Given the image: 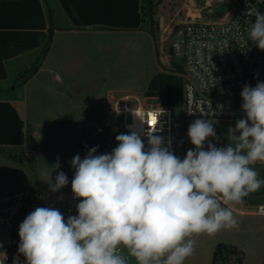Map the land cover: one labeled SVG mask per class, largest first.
I'll return each mask as SVG.
<instances>
[{
	"label": "clouds",
	"instance_id": "1",
	"mask_svg": "<svg viewBox=\"0 0 264 264\" xmlns=\"http://www.w3.org/2000/svg\"><path fill=\"white\" fill-rule=\"evenodd\" d=\"M249 38L264 50V13H255ZM236 121L235 145L217 147L210 119L188 127L194 149L183 159L170 142L153 135L148 147L136 132L119 134L111 153L98 146L71 160V190L77 215L36 207L19 225V254L26 264H184L195 252V236L238 226L233 208L264 186L253 165L264 163V82L245 85ZM60 165L57 162L55 169ZM69 183L59 171L49 183L58 192ZM121 246L127 254L121 252Z\"/></svg>",
	"mask_w": 264,
	"mask_h": 264
},
{
	"label": "rangeland",
	"instance_id": "2",
	"mask_svg": "<svg viewBox=\"0 0 264 264\" xmlns=\"http://www.w3.org/2000/svg\"><path fill=\"white\" fill-rule=\"evenodd\" d=\"M145 1L148 7L149 0ZM151 1L155 12L154 29L147 8L145 11L147 20L141 31L133 38H110L106 42L108 58L103 75H106L107 81L98 86L99 78L95 80V77H92V80L87 82V90L92 91L91 102L87 100L89 94H86L85 99L82 100L79 95L74 96V94L65 97L62 94L56 95V90L54 95L38 97L33 101L34 107L26 114L25 148L6 149L18 159L0 153V197L21 191L49 197L56 194L72 196L71 180L75 170L70 162L73 157L79 154L83 159L87 151L94 146H98L96 154L99 155L100 145L109 141L111 145L117 146L118 142L114 138L119 134H129L124 130L123 115L115 112L112 102L106 104L105 92L108 89H131L134 96L128 97H131L129 104L132 108L165 105L160 96L147 97L146 92L151 84L155 87L163 86L165 76L174 73L178 66L184 65L181 57L169 56L172 45L170 34L187 15L189 0ZM210 9L215 12L227 11V8L217 0H210L207 7L197 11L196 14H192L190 10V14L202 15L205 20L213 19L214 15H207ZM179 76L182 78V74ZM181 82L183 88L182 79ZM182 88L179 105L172 107L171 132V150L181 159L189 149H194L187 132L189 125L198 119L186 117ZM53 91L54 88L51 92ZM203 119H210L213 122L216 133V138L210 137L205 142V149L209 141L217 147L235 145L236 140L233 135L236 134L233 131L237 118ZM161 137L166 140L167 134ZM145 147L147 148L148 144H145ZM57 162L60 167L55 169ZM253 167L259 173V178L264 179V163L257 162ZM59 171L67 175L69 183L58 192H52L49 183L55 182V176ZM263 197L264 186L246 196L242 203L230 204L241 211L251 210L257 214V202ZM234 217L238 223L235 228L222 229L214 235L195 236V252L185 260L184 264H212L213 252L218 243H231L242 251L244 257L242 264H264V230L261 231L264 221L259 222L250 218L245 220L236 215ZM11 241V232L0 228V250L5 244L10 245ZM248 242H252L255 247H250ZM123 253L127 254L124 248ZM129 264H136L135 259L129 257Z\"/></svg>",
	"mask_w": 264,
	"mask_h": 264
},
{
	"label": "crops",
	"instance_id": "3",
	"mask_svg": "<svg viewBox=\"0 0 264 264\" xmlns=\"http://www.w3.org/2000/svg\"><path fill=\"white\" fill-rule=\"evenodd\" d=\"M142 6V0H0V149L4 155L18 159L6 149L25 148L26 114L38 97L54 95L56 90V95L74 94L82 100L89 94L87 100L92 101L87 82L92 77L99 78L98 86L107 81L103 75L108 58L106 42L133 38L140 32L145 23ZM52 29L41 68L25 85L12 90L44 51ZM121 91L131 89H108L106 104H114L116 93ZM263 201L264 197L257 203ZM227 207L241 219L264 221V216L251 210L241 211L231 204ZM248 245L255 247L252 242Z\"/></svg>",
	"mask_w": 264,
	"mask_h": 264
},
{
	"label": "built area",
	"instance_id": "4",
	"mask_svg": "<svg viewBox=\"0 0 264 264\" xmlns=\"http://www.w3.org/2000/svg\"><path fill=\"white\" fill-rule=\"evenodd\" d=\"M217 1L227 11L210 9L207 15L215 18L205 20L202 15L192 16L189 7L170 34V57H181L184 63L182 98L187 118H246L241 109L242 88L264 82V50L249 38L255 13H264V0ZM129 100L125 97L113 104L115 112L123 115L124 130L136 132L148 144L149 127H155L152 134L166 133L164 142L171 145L173 109L160 104L132 108ZM115 147L110 143L99 154L111 153ZM79 202L74 195L49 197L27 191L1 196L0 228L11 232L12 241L0 250V264H26L25 257L13 249V241L19 237V225L36 207H54L66 220L78 214ZM257 214L264 216V201L257 205Z\"/></svg>",
	"mask_w": 264,
	"mask_h": 264
},
{
	"label": "trees",
	"instance_id": "5",
	"mask_svg": "<svg viewBox=\"0 0 264 264\" xmlns=\"http://www.w3.org/2000/svg\"><path fill=\"white\" fill-rule=\"evenodd\" d=\"M145 3H146V1L143 0L142 10L144 13L143 14L144 15V22L147 20L145 11L148 8L149 9L150 22L153 25V29H154V26H155L154 13L155 12H154L152 1L151 0L148 1V7ZM145 6H146V8H145ZM52 38H53V29L50 32L49 41H48L44 51L42 52V54L38 57L37 61L32 66V68L30 70H28L25 74H23L19 78L18 81H20L21 79L25 78L28 75H32L31 78H33L36 75V73L39 71V69L41 68V66H42V64L46 58V55H47L49 48H50V45H51ZM182 73H183V67L178 66L174 73L171 72V74H168L165 76V79L163 80L164 81L163 86L158 85L157 87H155L153 84H151L148 88V91L146 92V96L147 97L160 96L163 99V102L165 103L164 106H168L170 108L179 105V97L181 95V88H182V82H181L182 78L179 75H181ZM108 144H110L109 141L103 145H100L99 146L100 151L105 146H107ZM2 152H4V151L0 149V153H2ZM99 152H98V154H99ZM19 244H20V238L17 237L13 241V249L16 252H18ZM243 260H244L243 253L236 246H234L230 243H219L216 245V247L214 249L212 264H230V263L242 264Z\"/></svg>",
	"mask_w": 264,
	"mask_h": 264
},
{
	"label": "water",
	"instance_id": "6",
	"mask_svg": "<svg viewBox=\"0 0 264 264\" xmlns=\"http://www.w3.org/2000/svg\"><path fill=\"white\" fill-rule=\"evenodd\" d=\"M210 3V0H189V7L194 9V10H201L205 7H207ZM169 55H173V50L170 48L169 50ZM32 75H28L25 78L21 79L17 83H15L12 87V90H15L23 85H25L30 79ZM128 96H134V92L132 91H121L116 93V101L121 100L122 98L124 99L125 97ZM235 134L238 136L239 132H235Z\"/></svg>",
	"mask_w": 264,
	"mask_h": 264
},
{
	"label": "bare ground",
	"instance_id": "7",
	"mask_svg": "<svg viewBox=\"0 0 264 264\" xmlns=\"http://www.w3.org/2000/svg\"><path fill=\"white\" fill-rule=\"evenodd\" d=\"M196 13H197V11L192 9V14H196Z\"/></svg>",
	"mask_w": 264,
	"mask_h": 264
},
{
	"label": "snow or ice",
	"instance_id": "8",
	"mask_svg": "<svg viewBox=\"0 0 264 264\" xmlns=\"http://www.w3.org/2000/svg\"><path fill=\"white\" fill-rule=\"evenodd\" d=\"M153 122H155V121H153Z\"/></svg>",
	"mask_w": 264,
	"mask_h": 264
},
{
	"label": "flooded vegetation",
	"instance_id": "9",
	"mask_svg": "<svg viewBox=\"0 0 264 264\" xmlns=\"http://www.w3.org/2000/svg\"><path fill=\"white\" fill-rule=\"evenodd\" d=\"M170 56V55H169Z\"/></svg>",
	"mask_w": 264,
	"mask_h": 264
}]
</instances>
